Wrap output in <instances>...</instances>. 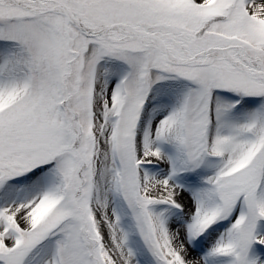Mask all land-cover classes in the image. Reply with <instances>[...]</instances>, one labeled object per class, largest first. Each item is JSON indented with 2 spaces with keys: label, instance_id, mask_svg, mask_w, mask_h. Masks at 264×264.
<instances>
[{
  "label": "snow or ice",
  "instance_id": "6c2138e0",
  "mask_svg": "<svg viewBox=\"0 0 264 264\" xmlns=\"http://www.w3.org/2000/svg\"><path fill=\"white\" fill-rule=\"evenodd\" d=\"M0 264H264V0H0Z\"/></svg>",
  "mask_w": 264,
  "mask_h": 264
}]
</instances>
